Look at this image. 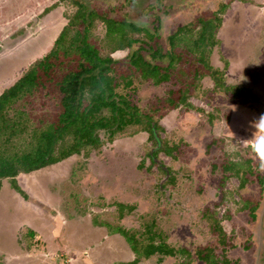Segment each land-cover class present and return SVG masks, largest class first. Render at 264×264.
Listing matches in <instances>:
<instances>
[{
  "label": "rangeland",
  "instance_id": "1",
  "mask_svg": "<svg viewBox=\"0 0 264 264\" xmlns=\"http://www.w3.org/2000/svg\"><path fill=\"white\" fill-rule=\"evenodd\" d=\"M75 1L112 18L134 20L150 30L160 23L158 42L164 48L167 35L175 26L200 13L210 2L0 0V93L51 48L76 11ZM135 36L141 40L130 50L111 53L104 22L95 19L89 34L102 56L110 53L115 59L125 58L140 46L147 48L150 40L144 33ZM218 37L221 44L209 56L211 66L223 69V58L227 59L224 82L242 85L248 94L234 97L231 92L217 88L210 75H204L188 96L190 105L163 109L167 90L193 81L189 55L188 60L178 64L173 80L167 83L154 85L133 76L132 88L120 86L117 91L128 93L143 112L155 110V119L164 128L162 138L168 146H176L173 154L160 152L157 164L150 166V159L145 156L153 147L148 133L130 126L116 135L113 142L105 140L106 135L101 132L103 146L100 150L92 149L86 161L83 153L75 154L51 166L19 174L17 181L27 198L3 179L0 264L131 261L135 254L130 245L113 230L121 225L141 236L145 225L151 222L175 248L194 253L200 246H209L219 259L228 257L229 264H264V232L260 226L264 217V184L248 181L239 188L238 179L223 180L219 168L225 159L239 160L247 154L245 149L251 141L244 140L252 136L249 122L264 114V0L231 2L223 15ZM143 53L147 55L145 50ZM22 101L32 126L40 119L50 120L58 108L55 107L58 99L43 92ZM246 197L258 203L255 217L248 208H239ZM117 202L134 205V209H124L120 218ZM205 209L216 213L228 234L232 246L224 253L212 238L209 220L203 216ZM95 221H106L109 225L100 226ZM141 261L155 264L157 256ZM188 261L184 254H177L165 257L161 264ZM190 264L203 262L194 258Z\"/></svg>",
  "mask_w": 264,
  "mask_h": 264
},
{
  "label": "trees",
  "instance_id": "2",
  "mask_svg": "<svg viewBox=\"0 0 264 264\" xmlns=\"http://www.w3.org/2000/svg\"><path fill=\"white\" fill-rule=\"evenodd\" d=\"M209 1L200 13L175 26L174 31L167 35L166 48L158 42L160 23L150 30L134 20L112 18L75 1L76 11L68 18L51 48L0 93V188L3 179H7L14 191L27 198L18 184L19 174L51 166L75 154L83 153L86 161L92 149L100 150L103 146L101 132L106 135L105 140L113 142L116 135L130 126L148 133L153 147L146 151L145 156L150 159V166L157 164L160 152L172 155L176 146H168L167 140L162 138L164 128L155 119V110L143 112L131 101L128 93H120L117 89L120 86L132 88L133 76L151 81L154 85L172 81L178 64L188 60L187 55L192 57L189 63L193 65V81L167 90L161 105L163 109L173 110L182 104L190 105L188 96L204 75H210L217 88L231 92L234 97L248 94L242 85L224 82L227 59L223 58V69L213 68L209 60L213 48L221 44L218 31L223 15L235 0ZM186 15L189 16L190 12ZM97 18L105 24V38L111 44V53L130 50L133 44L140 42V37L135 36L140 33L150 40L147 48L140 46L133 49L123 59H115L110 53L102 56L89 38L90 27ZM40 92L58 99L55 101L58 108L50 120L45 122L40 119L32 126L22 100ZM212 118L213 115H210L209 119ZM245 151L247 154L241 155L239 160L225 159L220 164L223 180L235 177L239 181V188H243L248 181L257 180L263 185L264 175L255 170L250 145ZM159 167L167 170V167ZM242 202L240 210L248 208L255 217L258 203L248 197ZM115 204L120 218L124 216V209H134L131 204ZM203 216L208 218L212 238L222 246L224 253L232 245L220 219L208 209H205ZM260 222L264 232V217ZM96 224L109 225L106 221H97ZM154 227V222L146 224L141 236L137 235V231L121 225L115 230L111 228L112 233H119L125 238L135 254L131 261L119 264H149L141 259L153 255L157 256L155 264H161L165 257L177 254H184L189 259L182 264H190L194 258L203 264L230 263L226 256L219 259L209 246H200L194 253L175 248L167 243L164 233ZM29 234L33 235V231L30 230Z\"/></svg>",
  "mask_w": 264,
  "mask_h": 264
},
{
  "label": "clouds",
  "instance_id": "3",
  "mask_svg": "<svg viewBox=\"0 0 264 264\" xmlns=\"http://www.w3.org/2000/svg\"><path fill=\"white\" fill-rule=\"evenodd\" d=\"M249 127L252 129L250 148L253 157L255 170L264 174V114L249 122Z\"/></svg>",
  "mask_w": 264,
  "mask_h": 264
}]
</instances>
